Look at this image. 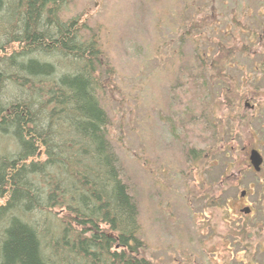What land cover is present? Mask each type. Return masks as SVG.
Masks as SVG:
<instances>
[{"label":"rangeland","instance_id":"obj_1","mask_svg":"<svg viewBox=\"0 0 264 264\" xmlns=\"http://www.w3.org/2000/svg\"><path fill=\"white\" fill-rule=\"evenodd\" d=\"M64 1H60L57 17H77L84 27L82 34L96 41L102 70L111 69L101 73L102 103L109 115L108 137L138 207L139 235L144 242L141 255L155 264H226L227 249L215 235L220 226L217 218L221 210H233L235 202L219 206L214 199L219 191L211 186L217 184L211 183H216L219 173L236 172L238 166L230 163H243L244 151L250 147H259L264 153V129L259 127L264 124V111L255 118L247 112L245 122L236 118L242 111L228 105L225 96L233 88L220 92L208 73L205 85V71L196 70V56L205 59L206 69L212 61L221 63L232 81L258 83V88L233 89L229 99L250 97L263 102L264 42L261 46L251 43L246 34L253 19L257 24L263 21L256 11L264 0H239L237 6L234 0H214L215 24L201 30L194 24L211 13L212 6H206L210 1ZM194 3L206 6L205 14ZM243 3L255 6L241 10ZM254 89L259 95L250 96ZM229 107L235 110L229 112ZM215 123L237 131L233 142L224 136L227 145L235 146L233 152L226 147L222 150L221 141H214ZM207 125L213 126L215 138ZM10 141L0 138L7 148ZM210 141L215 144L208 150ZM198 153L206 157L194 158ZM217 162L220 166L214 165ZM231 183L230 196L235 198L237 184ZM206 219L212 220L215 229L209 224L206 229Z\"/></svg>","mask_w":264,"mask_h":264},{"label":"trees","instance_id":"obj_2","mask_svg":"<svg viewBox=\"0 0 264 264\" xmlns=\"http://www.w3.org/2000/svg\"><path fill=\"white\" fill-rule=\"evenodd\" d=\"M60 1L0 0V138L11 139L0 144V264H155L141 255L138 207L108 137L101 73L111 69L77 17H57ZM262 10L246 34L260 46ZM196 60L222 93L243 80Z\"/></svg>","mask_w":264,"mask_h":264},{"label":"flooded vegetation","instance_id":"obj_3","mask_svg":"<svg viewBox=\"0 0 264 264\" xmlns=\"http://www.w3.org/2000/svg\"><path fill=\"white\" fill-rule=\"evenodd\" d=\"M234 1L236 2V6L240 4L239 0ZM251 6L254 7L255 4L253 5V3H243L242 5V7L245 9H250ZM205 12L206 11L204 8L201 13L205 14ZM218 13H220L219 10ZM211 14H213V12H211ZM220 15L222 16V13H220ZM235 86L242 89H253L258 88L259 85L254 81H250L247 83L244 81V84L243 82H240L235 84ZM256 90L258 89L251 90L250 96L259 95V92ZM228 102V105L233 104L237 108L241 109L242 112L238 114L236 118H239L241 120L244 118L243 122H245L246 119H249L247 112L252 118H255V114L259 113L260 110L264 111V101L256 103L250 97H246L245 99L237 98L233 100L231 98L228 99ZM234 110V107H229V112H233ZM227 117H229L230 119L235 118L232 115H228ZM252 118L250 119V121L252 120ZM206 127L209 128L208 132L211 137L215 138L216 135V139L214 140L215 142L221 141L222 150H224L225 147V150L229 152H233V150H235V146L227 145L228 142H226V140H230L231 142H233L237 137V135L235 134L237 131H228L227 127H229V125H227L226 127V125L223 124V126L221 127V125H216L215 123L216 130L214 131V135L211 133V129H213V126L207 125ZM259 127L261 129H264V124H260ZM224 136L229 138L224 140ZM209 140L211 139L209 138ZM211 142L212 141H210V143ZM223 142H225V144H223ZM214 144L215 143L212 142L210 149L208 150H211ZM252 151L257 152L260 159V162L256 165L251 161ZM244 152V165L243 163H230L236 164L238 166L237 171H231L227 174L219 173V175H217L218 179L216 183H211L215 185L217 184L216 186H211L213 188L216 187V189L219 191V194L214 197V199H217L216 201L219 202V206L223 207L222 202H235L232 205L234 207L233 210H230L228 208L227 211L221 210V212L219 213L217 224H220V226L219 228H217V233L215 235L218 242L222 245V248L227 249V253L223 257V262H225L226 264H264V153L259 147H250L248 151ZM218 164L219 163L217 162L214 165L217 166ZM231 181H234L237 184L236 189L238 191V194L235 198L230 196V190L231 188H234V184L231 183ZM243 185H246L247 187H244ZM245 208L248 209L245 210ZM206 221L207 222L204 223V225H206V229L207 224H209L212 230L215 229L213 228L212 220L206 219ZM211 236L212 231L210 234H206L205 241Z\"/></svg>","mask_w":264,"mask_h":264},{"label":"water","instance_id":"obj_4","mask_svg":"<svg viewBox=\"0 0 264 264\" xmlns=\"http://www.w3.org/2000/svg\"><path fill=\"white\" fill-rule=\"evenodd\" d=\"M251 161L256 165L257 163L260 162V159H259V156H258V153L255 152V151H252L251 153ZM248 208H245V210H247Z\"/></svg>","mask_w":264,"mask_h":264},{"label":"bare ground","instance_id":"obj_5","mask_svg":"<svg viewBox=\"0 0 264 264\" xmlns=\"http://www.w3.org/2000/svg\"><path fill=\"white\" fill-rule=\"evenodd\" d=\"M78 15V14H77Z\"/></svg>","mask_w":264,"mask_h":264}]
</instances>
